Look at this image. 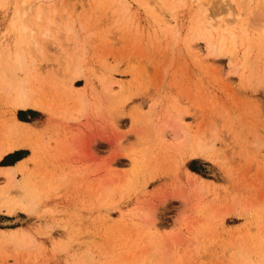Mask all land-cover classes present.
I'll list each match as a JSON object with an SVG mask.
<instances>
[{
	"label": "rangeland",
	"instance_id": "1",
	"mask_svg": "<svg viewBox=\"0 0 264 264\" xmlns=\"http://www.w3.org/2000/svg\"><path fill=\"white\" fill-rule=\"evenodd\" d=\"M63 1L54 6L58 13H51L60 40L50 44L48 57L38 59V77L45 76L34 80L49 111L14 110L0 90V123L16 115L37 130L26 138L31 147L0 160L9 166L29 158L27 178L36 187L33 211H0V264L259 260L264 249V85L242 82L227 56L207 55L196 25L205 26L201 3L209 12L216 6L209 0ZM163 4H172L171 12ZM10 8L0 10L2 41L9 37L14 3ZM160 8L175 18L171 26L160 22ZM239 10L243 16L230 28L238 37V56L250 50L264 79V36L251 8ZM65 25L73 30L68 33ZM205 28L214 40L221 38L217 27ZM66 54L74 58L73 68L81 64V77L72 79L63 71ZM111 81L119 107H126L114 119L103 107ZM132 90L139 94L118 101ZM77 96L88 102L81 118L70 116ZM185 109L192 135L201 131L209 138L216 129L213 152L220 160L188 157L180 135L165 127ZM132 111L142 122H133ZM149 124L165 127L166 139L148 154L146 176L111 192L130 177L128 154H134L136 133ZM18 180L25 182L26 173ZM199 201L206 203L207 216L195 213Z\"/></svg>",
	"mask_w": 264,
	"mask_h": 264
},
{
	"label": "bare ground",
	"instance_id": "2",
	"mask_svg": "<svg viewBox=\"0 0 264 264\" xmlns=\"http://www.w3.org/2000/svg\"><path fill=\"white\" fill-rule=\"evenodd\" d=\"M101 1L102 0H97V5H100ZM155 1L164 2V0ZM236 1L237 0H209L212 5L216 6L212 12L208 11L206 4L201 3L200 8L203 10L205 26L198 22L196 28L201 31L199 38L205 40L207 55L227 56V59L232 64V67L235 66V72L241 75L242 82L250 87H257L258 85L261 86L264 85V79H262V75L256 69L257 67H255L256 63L251 56L252 54L250 53V50H247L239 58L238 37L235 32H231L232 30L230 28L237 22H240V19L243 16L239 7L241 8V6H243L245 10L250 7V12L254 17L253 23L264 36V0ZM13 3L14 12L7 28L9 37L6 41H2L0 39V90H2L14 110L35 109L47 112L50 109V104H48V101H46L47 99L45 100V98L38 93V90L34 88V80L36 77L41 80L40 75L45 76L44 73H41L38 77L37 70L39 68H36L40 62H38V59L43 56L45 57V55L48 57L50 44L56 40H60V38L53 31L54 26L51 21V13L52 10H56L58 13V10L60 9H58V7L55 8L54 6L55 4L57 6H61L64 1L0 0V10L2 8L5 10L11 9L10 7ZM148 4L153 6L150 2H148ZM171 5L172 4H163V7L165 10H169L171 12ZM221 5L226 7L225 11L228 13L227 17L224 16ZM232 5H237V7L233 9L234 6ZM156 10L157 9H153L154 12H156ZM157 16L160 18V22L164 26H171L173 22L176 21L175 18L168 17L161 8L160 11H158ZM65 26L68 33L73 30L71 25ZM206 26L210 27V29L214 27L223 28L215 29L216 32L221 31V38L219 40H214L213 35L209 34L205 28ZM193 40L188 42L190 49H194L193 45L191 46V41ZM33 53H36V55L38 54L37 57H35ZM66 55H68L69 58L66 59L65 63L63 61V71L66 72V74L71 73L72 79L81 77L83 73L81 72L82 67L81 70L79 69L81 64L79 66L77 64V67L75 66L73 68L75 63L74 58H72L70 54ZM46 59L48 60L49 58ZM54 60H56V58ZM78 62L79 61H76V63ZM113 83L114 82L111 81L109 86L106 85V92L104 93L107 94L109 101L102 106L106 107L105 109L114 119L117 115L119 116V114H122L126 107H119L118 102L116 101L117 90L114 88ZM40 86L41 85H39V87ZM70 93L74 97L72 91ZM138 94V92H133V90L128 91L126 95L121 96L118 101L125 102ZM73 99V106L70 108L72 115L68 109H66V111L68 110L71 117L74 116L75 118H81L85 111H87L86 106L88 104L86 103L88 102H85L82 97L80 98L78 96ZM188 99H191L190 102L193 101L190 96ZM68 100L69 99L66 100V103H68ZM102 106H99L98 108ZM63 111H65V108H63ZM187 111L189 110L185 109L176 114L172 120L169 121V124L167 123L165 125V127L171 128L176 134L180 135L179 144L186 150L185 152L188 157H203L211 161L220 160V158H217L218 156H221L219 152H215L216 154H219L218 156H215L216 154L213 152V150H215V141L217 139L215 136L218 135L216 129L214 128V132H211L209 138L201 131L197 135H192L190 133L191 127L188 126L186 117L183 114L187 113ZM132 112L130 114L133 122H136L135 124L142 122L141 119L139 121L140 117H137L134 115V112ZM141 128V131L136 133V140L138 141L135 140L137 143L135 142V147L131 149L134 154H128L132 166L131 175L130 177L128 176V179H123L124 182H121L122 184L120 183V185L114 186L110 190L111 192H115L120 188H129L138 183L142 176H146L148 169V154L158 141H165L166 139V132L163 127L158 128L153 124H149L148 126H142ZM36 133L37 130L29 122L21 120L16 115L11 117L8 122L4 124L0 123V160L17 149L31 147L26 138L30 139V137L36 135ZM28 160L29 158H25L20 160L18 163L9 166L0 165V211L6 209V211L10 214H14L20 209L33 211L36 199V187L35 184H32L30 182L31 180L29 181V178H27V174H29L27 173L29 171ZM190 172L194 173L192 171ZM19 173H26L27 180L25 182H20L18 180ZM199 188L202 189L203 187L201 186ZM185 202H188V200ZM196 203L197 204L195 205L193 204L195 213L197 215L207 216L205 215L208 214L206 203L200 201ZM210 208L211 207L208 209ZM156 219L157 218L154 216L152 225H155ZM185 224L186 227L189 226L187 223ZM258 233L259 232L257 231L255 235ZM262 245H264V242ZM258 247L260 248L261 245H258L257 248ZM262 250L261 256H258L259 260H251L248 264H264V249Z\"/></svg>",
	"mask_w": 264,
	"mask_h": 264
}]
</instances>
